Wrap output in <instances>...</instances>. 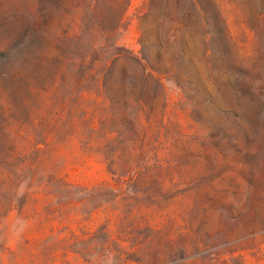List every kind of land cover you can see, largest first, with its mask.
<instances>
[{"label":"rangeland","instance_id":"obj_1","mask_svg":"<svg viewBox=\"0 0 264 264\" xmlns=\"http://www.w3.org/2000/svg\"><path fill=\"white\" fill-rule=\"evenodd\" d=\"M198 2L0 0V264H129L107 228L150 264H264V0ZM135 171L155 232L104 185Z\"/></svg>","mask_w":264,"mask_h":264},{"label":"trees","instance_id":"obj_2","mask_svg":"<svg viewBox=\"0 0 264 264\" xmlns=\"http://www.w3.org/2000/svg\"><path fill=\"white\" fill-rule=\"evenodd\" d=\"M256 3L257 0H238L237 6L240 9L242 15L247 18L250 22H254L256 20ZM190 11L191 16H199L201 11V6L198 0H190ZM262 22H264V15L261 16ZM257 27L259 26L256 25ZM260 27V26H259ZM262 45L264 46V40L262 41ZM121 55V52H116L114 54V61ZM138 62H142L140 57H136ZM105 75V74H104ZM82 80H76L73 84V87H76L78 84L80 85ZM109 80H93V85L91 88H81L80 97L83 99H97L100 95H103V98L110 97V90L108 87ZM133 83V82H130ZM98 85L96 91L93 88ZM87 114V111H84ZM95 130V128H92ZM138 172L135 171L131 173L127 178H124V182L127 185L116 183H104L109 189L110 192L113 193V199L116 200V204L120 208L117 216H125L127 220H129L132 224H134L136 229H141L144 227L152 229L155 232L154 224L150 221V216L152 215L149 210V213H145L143 211L142 206H140V201L143 198L142 192L140 188L135 186V182L138 179ZM68 184H73L69 181H64ZM96 188V185L92 186ZM88 188V187H82ZM129 188V189H128ZM158 201L157 198L152 200V203H156ZM106 238L100 243L103 248H106L109 252L108 255L104 256V259H110L116 255L118 258H123L124 255H128L126 259H128L129 264H134L133 261H136L137 264H150L152 263V257L157 254V250L150 249V244L152 242V236H148L147 238L142 237V231L137 232L135 236H129V238H122L121 236H114L111 232L110 228L106 230ZM196 235V234H195ZM181 239L179 240H171L166 238V246L173 244L174 246L182 245ZM97 252H95L96 255Z\"/></svg>","mask_w":264,"mask_h":264}]
</instances>
